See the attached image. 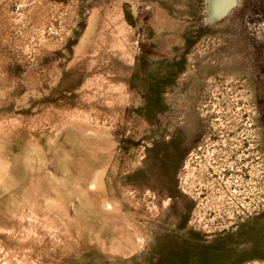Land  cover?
Masks as SVG:
<instances>
[{
  "label": "rangeland",
  "instance_id": "obj_1",
  "mask_svg": "<svg viewBox=\"0 0 264 264\" xmlns=\"http://www.w3.org/2000/svg\"><path fill=\"white\" fill-rule=\"evenodd\" d=\"M0 264H264V0H0Z\"/></svg>",
  "mask_w": 264,
  "mask_h": 264
}]
</instances>
